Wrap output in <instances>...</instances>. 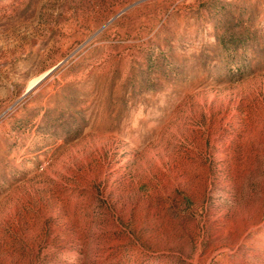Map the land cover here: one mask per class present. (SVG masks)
Returning a JSON list of instances; mask_svg holds the SVG:
<instances>
[{
    "label": "rangeland",
    "instance_id": "obj_1",
    "mask_svg": "<svg viewBox=\"0 0 264 264\" xmlns=\"http://www.w3.org/2000/svg\"><path fill=\"white\" fill-rule=\"evenodd\" d=\"M257 131L264 0H0V264H264Z\"/></svg>",
    "mask_w": 264,
    "mask_h": 264
},
{
    "label": "bare ground",
    "instance_id": "obj_2",
    "mask_svg": "<svg viewBox=\"0 0 264 264\" xmlns=\"http://www.w3.org/2000/svg\"><path fill=\"white\" fill-rule=\"evenodd\" d=\"M51 71V70H50ZM50 71L45 72L44 74L40 75L39 77L35 78L34 80L31 81V83L29 84V86L27 87V91L31 90L32 88L36 87L42 80L45 79V77H47V75L50 73ZM254 135V134H253ZM255 141L258 143V141H261L264 139V135L260 134L258 131L255 133L254 135ZM253 138V139H254ZM262 147V146H261ZM253 169V168H252ZM247 209V208H246ZM249 211V210H248ZM243 213V212H242ZM249 214L248 212H244L243 214H241V216H239V221L242 223L245 222V219L249 218ZM243 225V224H242ZM233 226V225H232ZM235 226V225H234ZM249 229H253L254 226L253 224L249 225ZM240 227V226H239ZM242 237V236H241ZM242 239L240 238V241ZM239 241V240H238Z\"/></svg>",
    "mask_w": 264,
    "mask_h": 264
}]
</instances>
